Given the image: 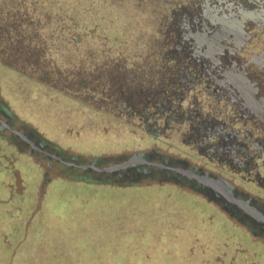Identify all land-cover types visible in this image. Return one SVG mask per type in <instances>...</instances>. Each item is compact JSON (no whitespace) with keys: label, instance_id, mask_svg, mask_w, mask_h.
<instances>
[{"label":"rangeland","instance_id":"obj_1","mask_svg":"<svg viewBox=\"0 0 264 264\" xmlns=\"http://www.w3.org/2000/svg\"><path fill=\"white\" fill-rule=\"evenodd\" d=\"M25 2L12 8L15 0H0L1 16L16 11L28 23L22 24L25 37L17 50L0 30V103L14 127L34 130L66 158L76 157L80 165L95 162L97 168L106 167L151 149L201 163L202 158L177 138L166 139L167 132L155 137L139 134L141 139L134 141L77 134L64 117L54 121L30 103L26 88L38 84L34 79L13 74L21 70L51 84L60 77L56 69L80 74L84 67L90 69L86 59L97 70L100 63L117 58L131 63L132 39L152 37L157 30L148 0H123L124 17L106 12L100 0H85L87 8L96 12L85 17L80 11L68 13L65 7L55 10L44 2L41 7ZM141 10L147 12L138 13ZM139 22L148 29L139 27ZM36 43L43 50H31ZM79 59H83L80 64ZM40 60L53 64L40 69ZM24 61L36 62L37 68L30 70L21 65ZM9 69H14V77ZM43 73L45 78L40 76ZM0 133L4 136H0V264H264V238L252 235L218 204L191 188L157 174L119 180L76 169L36 152L29 155V148L18 151L8 132ZM59 255H64L61 260Z\"/></svg>","mask_w":264,"mask_h":264},{"label":"flooded vegetation","instance_id":"obj_2","mask_svg":"<svg viewBox=\"0 0 264 264\" xmlns=\"http://www.w3.org/2000/svg\"><path fill=\"white\" fill-rule=\"evenodd\" d=\"M148 1L162 62L160 76L150 72L140 86L147 90V123L196 153L199 165L151 149L131 155L144 161L111 171L82 168L34 130L14 127L1 103L0 130L18 151L29 148V155L76 169L119 180L157 174L201 193L264 238V0Z\"/></svg>","mask_w":264,"mask_h":264},{"label":"trees","instance_id":"obj_3","mask_svg":"<svg viewBox=\"0 0 264 264\" xmlns=\"http://www.w3.org/2000/svg\"><path fill=\"white\" fill-rule=\"evenodd\" d=\"M15 2L17 6L13 5V3L11 4L12 8H21L26 5L25 0L22 2L15 0ZM62 2L65 3V6ZM100 2L108 13H114L121 17L126 11L120 6L123 4V0L120 2L119 0H100ZM42 3L55 8V10L65 7L67 9L66 12L72 14H78L80 11V14L84 17L86 14L92 15L95 12L94 9L87 8L88 4L85 0H27V4L33 7L37 5L41 7ZM99 12H103V10L100 8ZM146 12L144 10L138 11L141 14ZM19 15L16 11L4 13V16L0 15V30L2 29V33L10 38L13 43V50H17L19 42L25 37L21 31L22 24H28L25 18L21 16L22 14L20 15L21 18H19ZM7 24H10V26L6 27ZM73 26H77L76 22ZM138 26L147 28L143 27L140 22ZM151 34H153L152 37L145 39H132V47L135 48L137 46L142 49H130L133 51L128 55L132 58L129 64L125 63L124 60H121L123 63L119 62L117 58L115 59L117 61L109 64L105 63L102 65L100 63V67L97 70L95 64H92L91 60L86 59L85 63L90 65V69L83 66L84 71L81 74L79 72L67 73L65 70L56 69L57 73L55 74L60 77H57V80L51 84L38 80L30 73L22 72L21 70H15L13 74L19 73L29 79H34L38 84L36 86L29 85L26 88L30 103H34L35 106H39L40 109L50 114L54 121L56 118L64 117L70 129L75 128L79 131L77 134L124 137L130 139L129 141L141 139L139 134H143L146 137H155L163 131L156 133L150 130L147 123V108L143 105L147 103L145 101L147 90L140 88V86L145 85L143 81L150 76V72L156 77L160 76L158 74V71H160L158 66L162 62L160 57L162 54L161 39H159L160 35H158L156 30L151 32ZM29 37L30 35H27L25 40L29 39ZM31 48L34 52L43 50L37 43L32 45ZM152 55H155V57L152 58ZM82 61L83 59H79L77 63L80 64ZM38 64L40 69H44L47 65L51 66L53 63L48 60H40ZM21 65H25L32 71L37 68L34 61H24ZM55 68L52 67L51 69ZM9 70V74L12 75L11 71L14 69ZM69 70L71 69L69 68ZM40 76L45 78L47 74L43 73ZM25 81L27 80L25 79ZM14 82H11L12 86L13 84L16 85ZM35 100H39L41 104L35 103ZM69 112L73 114V118ZM158 128L161 130L162 126H158ZM113 132L117 133L113 134ZM63 256L59 255L57 260H61Z\"/></svg>","mask_w":264,"mask_h":264},{"label":"water","instance_id":"obj_4","mask_svg":"<svg viewBox=\"0 0 264 264\" xmlns=\"http://www.w3.org/2000/svg\"><path fill=\"white\" fill-rule=\"evenodd\" d=\"M10 132H14L15 130L14 129H10ZM140 161H144V159L142 158H138L137 155H134V156H130L128 157L126 160L120 162V163H117V164H113V165H109V166H106V167H101V168H97L94 166V163H91V164H87V165H84V166H79V167H87V168H93L94 170H97V171H111L113 169H116V168H120V167H124L128 164H132V163H136V162H140Z\"/></svg>","mask_w":264,"mask_h":264}]
</instances>
